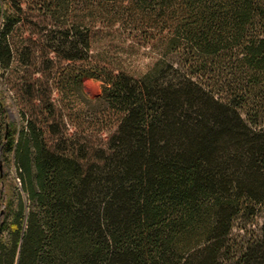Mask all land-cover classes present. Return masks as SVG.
<instances>
[{"label":"trees","instance_id":"1","mask_svg":"<svg viewBox=\"0 0 264 264\" xmlns=\"http://www.w3.org/2000/svg\"><path fill=\"white\" fill-rule=\"evenodd\" d=\"M118 32L145 68L94 51ZM1 161L0 264H264V0H0Z\"/></svg>","mask_w":264,"mask_h":264},{"label":"rangeland","instance_id":"2","mask_svg":"<svg viewBox=\"0 0 264 264\" xmlns=\"http://www.w3.org/2000/svg\"><path fill=\"white\" fill-rule=\"evenodd\" d=\"M94 51L99 55L103 56L102 58L111 59L113 62L121 63L126 68L130 70L139 71L147 64H149L155 52L152 48L139 45L134 42L131 38L127 37L125 34L115 33L110 36H102L96 38L93 44ZM54 57V54H50ZM103 60V59H102ZM81 62H66L58 58H54L53 66L54 70L51 75L48 77H43L45 85H48L49 88H52L51 96L61 102V104H68V106H81L79 101L70 103L69 101L73 100L75 97L71 95L61 82L62 74L67 71L69 68L79 66ZM62 83V84H61ZM83 89L86 93V96L89 98H94L100 94V83L95 79L84 77L82 79ZM63 86V88H62ZM9 90L4 91L3 99L7 107V114L10 121H16L19 119V112L16 105L12 102L9 97ZM63 102V103H62ZM70 127L76 129V123H70ZM86 127L87 124H84ZM0 174L4 176V183L1 186L3 192H6V196L11 192H16L20 187V183L16 178V173L14 167L7 164L5 161L0 162ZM263 221L262 216H257L252 220H247L245 218H237L235 221V226L232 233V243H239L244 239L251 237L252 235H257L259 233L260 225Z\"/></svg>","mask_w":264,"mask_h":264}]
</instances>
